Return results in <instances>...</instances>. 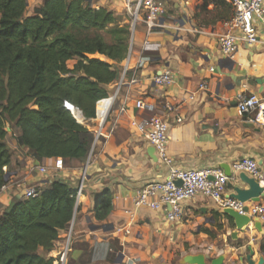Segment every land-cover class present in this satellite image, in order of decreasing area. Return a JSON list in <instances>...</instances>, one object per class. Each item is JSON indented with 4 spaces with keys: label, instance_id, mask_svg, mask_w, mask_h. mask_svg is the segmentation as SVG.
I'll return each instance as SVG.
<instances>
[{
    "label": "crops",
    "instance_id": "crops-1",
    "mask_svg": "<svg viewBox=\"0 0 264 264\" xmlns=\"http://www.w3.org/2000/svg\"><path fill=\"white\" fill-rule=\"evenodd\" d=\"M88 2L92 8L105 9L129 23L123 0ZM29 3V11L33 15L41 0H29ZM158 4L164 14L160 26L150 38L155 39L153 42L159 43L161 49L142 54L141 43L134 42L129 56L119 65L122 71L127 68L126 81L123 85L119 80L110 85L115 97L101 129L102 135L94 143L91 163L80 170L65 169L52 173L46 179L47 182L59 178L76 186L82 179L83 194L80 206L74 212L66 264L78 260L82 244L93 248L92 264H109L104 258L106 247L112 241H117L120 249L111 264H153L148 258L157 257L164 244L177 247L188 244L190 250L201 247L202 252L189 254L202 253L212 259L222 252L216 253L214 242L206 240L218 237L219 232L218 238L222 242L230 239L233 228L221 215L220 207L210 199L197 196L188 201L182 217L175 222H168L161 212L134 209L136 191L145 184L164 180L168 173L165 165L158 159L154 162L148 155L152 147L136 134L134 124L165 112L168 126L166 152L173 167L179 170L220 169L218 167L222 164L231 168L234 162L243 159H252L264 167V114L259 113L256 122L249 123L247 116H242L236 109L235 101L239 93L264 97L262 32L254 45L241 42L235 56L228 59L221 56L217 45L218 36L225 31L223 24L233 15L225 0H160ZM137 31L143 33L142 27ZM98 59L104 60L100 56ZM221 60L225 62L219 63ZM162 68L173 72L174 82L159 89L151 78ZM131 77H135L137 82L127 84ZM202 83L207 89H199ZM228 85L233 87L227 89ZM136 101H142L145 108L137 109ZM88 123L90 128H94L95 118L89 119ZM17 161L24 164L19 167ZM31 163L29 158L22 159L15 153L13 169L7 174V180L24 178L27 185H40V177L30 171ZM39 164L51 165L52 159H44ZM236 177V174L232 175L231 182L245 188L236 182ZM104 188L110 190L112 208L104 221L97 222L92 218L93 198ZM17 192H13L14 196ZM230 193L225 187L223 197L227 198ZM9 203L5 198L0 205V213ZM258 220L264 232V215ZM64 236V232L59 234L50 252L44 254L39 249L38 254L52 259L54 264L63 247ZM263 237L250 224L249 231L239 233L237 246L225 245L232 252L224 264H236L238 256L247 253L248 245L254 251V260L264 257L259 250Z\"/></svg>",
    "mask_w": 264,
    "mask_h": 264
},
{
    "label": "trees",
    "instance_id": "trees-1",
    "mask_svg": "<svg viewBox=\"0 0 264 264\" xmlns=\"http://www.w3.org/2000/svg\"><path fill=\"white\" fill-rule=\"evenodd\" d=\"M29 7V0H0V185L13 169L8 141L33 165L60 158L64 169L84 167L94 137L66 105L84 120L94 119L129 50V24L88 0H41L33 15ZM35 189L33 198L18 191L0 213V264H53L38 250L50 252L68 228L77 186L55 178ZM93 203L92 218L104 221L112 208L110 190L97 192ZM80 247L73 264H92L93 248ZM119 249L112 241L104 261L111 264ZM259 250L264 253V237Z\"/></svg>",
    "mask_w": 264,
    "mask_h": 264
},
{
    "label": "built area",
    "instance_id": "built-area-1",
    "mask_svg": "<svg viewBox=\"0 0 264 264\" xmlns=\"http://www.w3.org/2000/svg\"><path fill=\"white\" fill-rule=\"evenodd\" d=\"M158 1L160 0H123L124 10L129 18L128 24L131 32L127 56L132 51L135 42V33L139 27H142V32L145 36L143 42L140 44V52L145 54L160 51L161 45L159 43L148 41V38H150L154 30L160 26V21L164 14ZM225 1L232 8L233 15L223 24L225 31L218 36L217 45L221 56L232 59L237 53L241 42L251 46L258 41L260 32L264 36V0ZM209 71L212 72L213 69L210 68ZM127 72V68H124L119 79L120 85H123L124 81H126L125 77ZM151 81L156 88H166L173 84L174 74L170 69L162 68L158 74L152 76ZM136 82V78L131 77L127 81V84H134ZM199 89L205 90L207 87L202 83L199 85ZM114 97L115 94H111L106 99L97 103L95 112L96 126L94 128L92 126L90 128L88 120H84L83 117L80 119L81 124L86 125L94 137L92 149L83 168H87L91 163L94 143L102 135L101 129L110 112ZM191 99L193 98L191 97ZM235 101L236 109L242 116H247V122L249 123L256 122V116L259 113L264 114V97L258 94L246 95L239 93L236 95ZM100 103H102L103 110L98 111V104ZM135 107L137 109H144L145 104L142 101H136ZM150 109L152 110V108ZM167 110L170 109L167 108ZM134 126L136 128V134L142 136L147 141L154 149V154L158 161L168 168V173L164 180L145 184L136 191L133 198V207L136 211L138 209H146L151 212H161L168 222H175L182 217L185 210V203L200 196L214 201L220 209L229 207L242 215L247 214L250 217L256 218L263 217L264 167H260L252 159H243L234 162L230 168L232 175L244 173L256 181L263 189V195L259 198V201L248 204L246 206L247 212H243L244 204L223 197L228 178L220 169L179 170L173 167L172 160L168 156L165 146L168 126L164 111L152 117L150 120L134 124ZM30 169L31 173L40 177V185H27L25 184L26 181L24 178L7 180L0 185V205L4 202L5 198L10 201L14 196L13 192H17V189L22 191L24 198L35 197L37 194L35 188L46 183V179H48L50 174H57V172L65 170L60 158L52 160L51 165H33L31 163ZM177 181L180 182V185H176ZM82 193L83 187L81 179V183L77 186L75 210L80 206ZM73 225L74 217L64 232V244L54 264H66L67 262L72 241ZM126 233L128 234L127 231Z\"/></svg>",
    "mask_w": 264,
    "mask_h": 264
},
{
    "label": "water",
    "instance_id": "water-1",
    "mask_svg": "<svg viewBox=\"0 0 264 264\" xmlns=\"http://www.w3.org/2000/svg\"><path fill=\"white\" fill-rule=\"evenodd\" d=\"M144 34L136 31L134 41L138 43H142L144 40ZM148 41H155L153 38H148ZM225 62V60H221L219 63ZM231 68L228 67V70ZM230 78V76H228ZM233 85L226 86L227 89H231ZM68 110H70L76 119L78 123H81L80 120H78L77 116L74 114L73 110H77L72 108L71 106L67 105ZM78 115L80 118L82 117V114L79 110H77ZM148 155L152 158L154 162H157V158L154 155V149L151 148ZM218 168L222 169L224 175L228 178V183L226 185L227 189L231 191V193L227 196V199L235 200L241 204H244L243 212H247L246 204H252L257 203L259 201V198L263 195V189L262 187L254 181L252 178L248 177L244 173H240L237 175V181L238 184H241L245 186V188H240L238 186H235L234 183L231 182L232 173L230 171L229 166L227 165H220ZM176 185H180V182L177 181ZM220 213L222 216L226 217L227 219L232 221V228L233 231L230 233L229 238L230 240L235 243V245H238L239 242V233L249 231V225L252 224L253 229L260 234V236H264V232L261 228V224L256 217H250L247 214H239L232 208L226 207L220 210ZM246 254H241L237 258L236 264H264V257L261 256L258 258V260H254V251L250 245L246 247ZM232 249L227 248L224 250V252L220 255H218L215 258H208L205 254L199 253V254H187L183 256L176 264H224L227 256L231 254Z\"/></svg>",
    "mask_w": 264,
    "mask_h": 264
},
{
    "label": "rangeland",
    "instance_id": "rangeland-1",
    "mask_svg": "<svg viewBox=\"0 0 264 264\" xmlns=\"http://www.w3.org/2000/svg\"><path fill=\"white\" fill-rule=\"evenodd\" d=\"M92 57L99 58L98 55H93ZM92 57L89 56V58H92ZM72 64H73V62H69L68 63L69 66H71ZM8 142H9V148L11 150H13L12 151L13 155L15 156V153L19 154L15 149H13L14 146H12V142L11 141H8ZM34 180H37V179H34ZM34 186H36V185H34ZM219 234L221 235V232H219ZM219 234H218V237H219ZM259 236H260V234H259ZM218 237L216 236V237H213L211 240H209V239L206 240L207 242H209V241H213L214 242L213 245L216 247V250H215L216 253H218L219 251H221L223 253L224 250L226 249L225 247L227 245H231V244L234 245L235 244L230 239H228L227 242L225 241V243H224V242H222V239L221 238H218ZM177 246L178 245H173V244H164V245H161L162 250L160 252H158V256L161 255V257H158L157 256V257H155L153 259L148 258L149 259V262L150 263H153V264H156V263H158V264H171V262H172V264H176L183 256H185V255H187L189 253H197L198 251H201L202 250L201 247H193L190 250V248L188 247V244H184V246H181V247H177ZM163 249H164V251H163ZM141 264H144V263H141Z\"/></svg>",
    "mask_w": 264,
    "mask_h": 264
},
{
    "label": "bare ground",
    "instance_id": "bare-ground-1",
    "mask_svg": "<svg viewBox=\"0 0 264 264\" xmlns=\"http://www.w3.org/2000/svg\"><path fill=\"white\" fill-rule=\"evenodd\" d=\"M100 110H103V109H102V103L98 104V111H100ZM73 112H74V114L77 116L78 120L81 119L80 116L78 115L77 110H73ZM98 114H100V113L98 112ZM100 115H101V114H100Z\"/></svg>",
    "mask_w": 264,
    "mask_h": 264
}]
</instances>
